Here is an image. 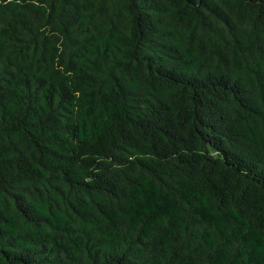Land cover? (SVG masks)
Masks as SVG:
<instances>
[{
	"label": "trees",
	"instance_id": "1",
	"mask_svg": "<svg viewBox=\"0 0 264 264\" xmlns=\"http://www.w3.org/2000/svg\"><path fill=\"white\" fill-rule=\"evenodd\" d=\"M0 264H264V0H0Z\"/></svg>",
	"mask_w": 264,
	"mask_h": 264
}]
</instances>
